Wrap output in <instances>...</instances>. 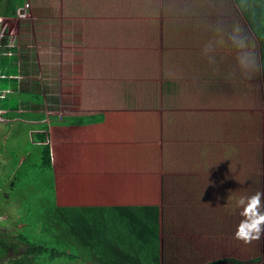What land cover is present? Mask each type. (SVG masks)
Wrapping results in <instances>:
<instances>
[{"label":"rangeland","instance_id":"374dc122","mask_svg":"<svg viewBox=\"0 0 264 264\" xmlns=\"http://www.w3.org/2000/svg\"><path fill=\"white\" fill-rule=\"evenodd\" d=\"M12 1L0 0V17L4 16L10 21L3 39L4 49L0 50V91L5 95L4 109L0 111V127L11 121L7 113L10 106L17 111L39 107L29 106L30 108L24 109L25 103L22 102V107L19 99L14 98L16 101L8 102V95L13 89L11 79L14 76L20 74L24 75L23 77L28 76L26 68L23 66L19 68L16 65L20 62V47L24 45L20 36L25 34L22 31L25 27L23 24L31 25L33 13L44 14L40 10L43 0H17L20 7L14 16H9ZM44 1L54 6L52 14L59 16V21L60 18L62 22L67 19L70 21L84 19L87 26L84 41L85 58L89 56L90 51H94L104 61L103 69H98L96 76L89 68L84 70V65L87 67L85 61L82 68L84 74L87 73V78L88 76L102 78L103 73L111 72L107 71L106 66L111 67L110 64L113 62L112 67L117 72H121L118 67H125V77L129 74V64L133 66L135 64L136 68L139 67V74L135 76L153 80L151 71L149 73L146 71L145 74L140 68L145 65L144 62L151 60L158 45L162 43L166 45V42L173 45L177 42L191 51L193 71L186 72L191 73L193 80H205L203 83L210 91L219 89V85L213 87L216 80L220 79L218 82H223L224 86L220 85L215 96L221 101L216 104L224 106V114L221 116L222 127L233 124L238 119L241 120L240 128L245 120L257 121L255 126H258L253 129V134L243 127L239 139L242 143L243 137L246 136V142L252 143V136L255 135V139L261 140L264 144V129L259 127L264 122L263 62L259 56L256 57L260 65L259 71L239 66L236 60V46L229 37L235 35L242 38L247 47H256L257 51H261V43L258 35L249 27L248 21L249 26L246 23L247 19L237 0ZM209 19L211 21H207ZM175 25L183 27V34H180L182 37L178 38V41L170 33ZM200 26L203 27L202 32L198 31ZM30 29L32 35L30 38L34 43L33 29L32 27ZM215 29L221 32L215 33ZM177 50L178 52L173 54L177 55V65L180 67L182 65L179 53L184 54L179 48ZM166 59L163 69L169 66ZM6 67H9V72L4 81L1 76ZM182 71H185L184 67ZM96 83L99 85V82ZM127 84L125 83V86ZM199 87L195 86L196 89L193 90L194 96L199 99L197 106L189 103L181 110V106L178 105L179 111L177 106L171 107L169 102L163 106L158 102L152 103L151 98L142 91V87L138 83H133V87L129 86L125 90L127 114L125 130L116 128L114 132H87L85 133L87 136L76 145L73 132L63 133V137H67L65 140L58 135H54L52 139L51 135V146L52 144L55 146V153L51 150V167L43 166L40 147L27 143L24 134L26 124L18 126L13 123L7 126L12 132L11 142L17 144V149L20 150L17 153L16 146L12 144L5 146V155L0 157V161L3 162L0 166V184H3V177L12 175L17 158L25 157L27 161L21 169L18 180L20 182L11 191L14 196V207L10 219L17 223L10 227L9 234L13 241H16L17 236L20 241L24 240L26 250L23 254L25 258L31 259L30 264H46L43 257L40 260H32L35 251L31 252V246L45 242L54 243L52 246L58 247L59 250L68 248L64 241L57 242V236L48 231L44 232L42 227L43 219L49 220L48 214L60 208L57 204L53 206L52 203L57 188L58 203L61 205L84 206L94 210L87 221L84 222L82 219L80 229L76 230L77 242L91 239L94 242L93 250L85 254L76 252L82 255L77 260L69 259L67 255L63 256L64 262L207 264L210 261L211 264H264V236L260 241H253L251 244H245L235 238L236 226L241 219L239 213L242 210L238 206V200L241 197L247 198L256 191H264V156L259 161L261 166L256 168L259 169L258 174L247 173L246 170V177H242L241 171L246 161L242 149L238 155L239 160H235V164H240L238 176L233 179L234 176L229 173L222 174L221 189L219 183L210 184L217 183L216 180L219 179L209 178L211 173L208 169L211 165L208 164L207 158L203 157L202 152L196 151L198 146L194 147L193 139V145L187 144L188 147L192 145L193 151L190 152V148V151L182 152V142L190 141L184 138L185 132L189 137L204 136L206 132H210V136L219 133L224 135L222 127L219 128L212 122L210 130L204 131L202 113L207 112V108L208 110L214 108L213 103L216 101L215 98H210L212 95L209 92L207 95L202 94V91L206 90L198 89ZM223 88L228 91L226 94ZM239 89L242 95L237 91ZM136 90L138 97L135 94ZM230 93L233 94L232 100H229ZM209 99L214 101L211 100L207 106L206 100ZM153 101L156 100L153 98ZM123 107L122 104L118 108ZM175 109L180 112L178 116L191 123L183 129L180 127L182 132H177L173 129L175 127H171L172 130L169 125L165 130L160 124L168 113ZM182 112H185V115H182ZM143 113H149L146 120L147 118L150 120L154 114L155 126L147 127L143 120L140 122H143L144 126H130L128 115L142 116ZM49 115L53 121L50 119L45 123L48 127L56 124L57 117L64 116L63 113L56 112ZM155 127L159 130H155ZM46 132L50 137L49 129ZM222 134L220 136H223ZM224 137L229 140L225 135ZM176 142L181 143V150H177V144L174 145ZM2 144L0 143L1 147ZM66 145L71 147L63 148ZM249 146L252 147L253 144ZM13 149L15 151L12 152ZM262 155L263 151L260 150L258 160ZM239 161H243L242 165ZM215 169L216 167L212 168ZM25 172L26 176L23 175ZM237 182L239 185L232 190L233 183ZM55 201L57 203V199ZM0 209L2 212L6 210L3 207ZM95 221L96 227L91 228L90 224ZM33 238L40 240L38 243L30 241ZM88 256L91 260H86Z\"/></svg>","mask_w":264,"mask_h":264},{"label":"crops","instance_id":"0c3cea01","mask_svg":"<svg viewBox=\"0 0 264 264\" xmlns=\"http://www.w3.org/2000/svg\"><path fill=\"white\" fill-rule=\"evenodd\" d=\"M24 5L26 4L24 3ZM53 8V5H51L48 1L43 0L40 10L44 14L37 15L38 13H33L31 25L29 23L26 28L27 32L20 36V39H23L24 41V45H20V62L16 65H18L19 68H22V66L26 68L28 70V76L23 77L24 75L21 76L20 74L19 76L16 75L11 79L13 89H11V92L8 95V102L11 103L12 100L16 101L19 99L22 107V102L28 104L27 106L24 104V109L30 108L29 106L39 107L38 109L31 108L28 110L25 109L17 111L10 106L9 112L7 113L11 121L3 124V127H0V143H3L2 147L0 145V157L5 155V146L12 144V146H16L15 149L18 147L17 144H13L11 142L12 132L7 128L8 125L13 123H16L18 126H20V124H26V130H24L26 131V133H24L25 139L29 145H35L34 147L44 145L38 135L41 133H47L46 131L49 129L50 137L47 135V144L51 147L53 153H55V146L54 144L51 146V135L52 139L54 135H58L62 138L64 136L62 135L63 133L70 134V132H73L72 134H74L73 137L75 140L74 145H76L79 143V140H82L84 136H87L85 134L87 132H114L116 128L125 130V116H127V114H125V90L129 86L133 87V83H138V85L142 87V91L147 97L151 98L152 103L158 102V104L163 106L165 103L169 102L171 107L177 106L179 111L180 107L178 105L181 106V110L188 106L189 103L197 106L199 99H197V96H194L193 94V90L195 91L196 89H194L195 86H200L198 89L206 90V92L202 91V94L204 95H207L209 92L212 95L210 98L214 99L220 89V85L223 83L218 82L220 79L215 81L213 87H217V85H219V89L214 90V94V91H210L206 84L203 83L205 80H193L191 73L186 72L193 71L191 63L192 54L190 55L191 51L184 45H178L177 42L173 45L169 42H166V45L163 43L160 46L158 45L156 52L153 54V57H151V60L144 62L145 65L140 68L142 73L145 72V74L151 71L154 76L153 80L147 77H144V79L142 76H135L139 74V67L136 68L135 64L134 66L133 64H129V74L125 77V67H118V70L121 72H117V70L112 67L113 62L110 64L111 67L108 68V66H106L107 71L111 72H108V74L103 73L104 76L102 78L95 79L96 77L89 76L87 78V73L84 74V70L89 68L91 73L96 76V74H98V69H103L102 62L104 61L101 59V56L98 57L94 51H90L89 56L85 58L84 41L86 38V23L82 18L74 21L67 19L63 22L61 20L62 18H60L59 21V16L52 14ZM207 21H211V19ZM30 27L33 29L34 43L30 38L32 36ZM198 31L202 32L203 27L198 29ZM219 32L221 31L215 29V33ZM170 33L172 34V37L178 41V38L182 37L180 34H183V27L181 25H175ZM166 39L167 37H165L164 40L166 41ZM31 42L32 44H30ZM35 43L36 47H34ZM177 48H179V51L184 54L180 55L179 53L182 65L180 67L177 65V55L173 54L178 52ZM247 49H250L249 52L254 53L255 57H260L259 50L257 51L256 47H247ZM106 50H108V48ZM165 59L166 63H169V66L168 68L163 69ZM85 61L87 67L84 65ZM83 65L84 70L82 68ZM182 67H184L185 71H182ZM146 71L148 72L146 73ZM182 75H187V77H183ZM96 82H99V85H97ZM125 83H128L127 86H125ZM222 86L224 85L222 84ZM237 91L240 92L241 90L239 89ZM223 92L226 94L228 91L223 88ZM136 93H138L137 90L135 94ZM240 94L242 95V92H240ZM218 95L222 96L224 94ZM136 96L138 97L139 95L136 94ZM228 96L229 100L233 99L232 93ZM14 98H16V100ZM153 98L156 101H153ZM213 99L206 100L207 106L210 105L209 103L211 100L212 102L215 100L216 102L213 103L215 107L210 110L207 108V112L203 111L202 113L203 117L201 122L205 124L204 131L210 130L211 122L215 123L219 126V128L223 125L221 116L224 114V106L216 104L221 103V101H218L220 99ZM173 102H175L176 105ZM122 104L124 107L122 109L118 108ZM52 112L63 113L64 116L62 115L63 117H57L58 119L55 120L56 124L48 127L45 123L51 119L49 114ZM69 113L74 115H67ZM179 113L180 112H177L176 109L170 111L168 113L169 115H167L164 121L160 123L163 126L162 128L166 130L169 125L170 128L175 127L173 129L179 132L181 131L180 127L183 129L190 126L191 123L189 122V124L188 121L186 122L184 117L178 116ZM181 114L185 115V112H182ZM147 115H149V113H143L142 116L129 114L128 120L131 121L130 126H144L143 122L147 125V127L149 125L153 126L155 124L154 114H152L153 116L150 120L148 118L147 120L145 119ZM140 120H143V122H140ZM190 120L191 119H189V121ZM240 122L241 120L238 119L234 121L233 124L224 125L222 127L224 135L228 137L229 140H226L222 133L210 136V132H206L207 134L200 137H189L187 132L183 133L184 136H186L184 138L190 139V141L187 143L186 141L182 142V152L186 150L190 151V148V152L193 151V139L194 147L198 146L196 151H199V153L202 152L201 154L203 157L207 158V162H209L208 164L217 165L218 168L215 175L217 178L220 179L222 174L229 173L232 177L234 176L233 179H235L240 170V164H235V160H239L238 155H240L243 151L242 149H244L243 155L246 156V161H244L245 165L241 171V176L246 177V170L247 173L258 174L259 169H257V171L256 168L257 166H261L259 161L263 159L264 156V144L261 140L255 139V135L252 136V143L249 141L246 142V136H244L245 138L243 137L244 142L242 143L239 139V136L241 137L244 128L250 131L252 135L253 129L258 126H255L257 121L253 122L251 120L250 122V120H245L242 122L241 128L239 127ZM184 124L185 126H183ZM156 127L154 128L155 130H157ZM259 127L264 129V122ZM220 134L223 136H220ZM63 138L65 140L67 137ZM188 143L192 144L191 147H188ZM176 144L177 150H181V143H174L175 146ZM249 144H253V146L250 147ZM64 147L69 148L71 146L66 145L63 146V148ZM15 149H13L12 152L15 151ZM18 150H20V148L17 149V153ZM260 150L263 151V155L262 158L258 160L257 155ZM26 161L25 157L21 159L17 158L12 175L7 176L6 178L3 177V184H0V207L6 209L4 212L0 209V227L8 232L10 227L17 223L15 220L10 219L13 213L12 207H14V196L11 191H13L20 182L18 181L20 179L19 175ZM242 162L243 161H239L241 165ZM2 163L3 162L0 161V166ZM230 167L234 168L231 169ZM23 175L26 176V172ZM251 182L252 180L249 181V183ZM235 185L236 183H233L232 186L234 188L232 190L237 187ZM55 199H57V203ZM52 203L53 206L57 204L59 207H73L72 205H61L58 203V188L57 191H55ZM16 238L18 242L11 241L8 248L9 251L7 252V258L0 260V264H15V260L18 261V264H21L20 259L22 260L25 258V254H23L26 250L24 240L20 241L18 236ZM39 240L40 239L33 238L30 241L38 243ZM33 259L34 258L32 257V260ZM29 260L31 259L27 258V263L24 264H30Z\"/></svg>","mask_w":264,"mask_h":264},{"label":"trees","instance_id":"16d2710c","mask_svg":"<svg viewBox=\"0 0 264 264\" xmlns=\"http://www.w3.org/2000/svg\"><path fill=\"white\" fill-rule=\"evenodd\" d=\"M237 3L239 5V8L241 9L242 13L246 17V21L250 24V27L255 31V33L258 35L261 43V51L260 58L263 62L264 67V0H237ZM20 6H18L17 0L12 1V6L10 10L8 11L9 16H14L13 14L18 10ZM216 15H220L219 13H216ZM25 27L22 28L23 33H26V28L28 23L23 24ZM264 70V68H263ZM50 107V106H49ZM39 138L41 139V142L44 143V145H40L41 149V158L43 166L51 167L52 166V160H51V147L47 144V135L46 133L39 134ZM35 146V145H34ZM213 167H216L215 170H212ZM217 165L211 164V167L208 169L211 174H209V178L212 180L219 179L217 178L216 172H217ZM217 183H210V184H218L220 185L222 189V184L219 181L216 180ZM238 182L235 186H238ZM89 212L87 215H83L84 213ZM94 213L93 209H89L84 206L80 207H60L56 211H53V213H49L48 217L49 220L43 219V231L44 232H51V234L57 236V242L64 241V244L68 248L65 250H59L58 247H54L53 244H47L43 242L42 244H38L36 246H31V252L35 251L34 259L40 260L42 257L43 260L47 264H70L68 261H62L63 256H68L69 259H76L79 257H82L80 254H85L86 252H89V250H93L94 248V242L91 239H85V241L77 242L76 240V230L78 231L80 229V225H82V219L87 221L86 219L88 216H92ZM48 219V218H46ZM98 218H96V221ZM96 221L94 223L90 224L91 228L96 227ZM8 231L3 230L0 227V260H3L7 258V252L9 251V246L11 241H13L10 237ZM15 239V237H13ZM18 242L17 238L16 241ZM56 242V243H57ZM61 247V245H60ZM80 252V254L76 253ZM62 254V255H61ZM47 255V257H46ZM28 257V256H27ZM91 257L88 256L86 260H91ZM69 260V261H72ZM21 264L27 263V258L20 259ZM85 261V260H84ZM15 264H18V261L15 260Z\"/></svg>","mask_w":264,"mask_h":264},{"label":"clouds","instance_id":"9594fccd","mask_svg":"<svg viewBox=\"0 0 264 264\" xmlns=\"http://www.w3.org/2000/svg\"><path fill=\"white\" fill-rule=\"evenodd\" d=\"M229 39L237 49V64L244 69L259 71L260 65L255 54L248 51L246 42L235 35L230 36ZM238 206L242 210L239 213L241 219L236 226L235 238L245 244L260 241L264 236V191H256L247 198L241 197Z\"/></svg>","mask_w":264,"mask_h":264},{"label":"built area","instance_id":"2783aa9c","mask_svg":"<svg viewBox=\"0 0 264 264\" xmlns=\"http://www.w3.org/2000/svg\"><path fill=\"white\" fill-rule=\"evenodd\" d=\"M26 7H28V5ZM21 14L23 15L24 13H21ZM9 25H10V21L6 17H4V16L0 17V50L4 49V47H3V45H4L3 39H4L5 35H6V32L8 30ZM8 72H9V67H6L5 71L3 72L2 76H1L4 81L6 80V78L8 76L7 75ZM0 97L2 98V100L0 98V108L2 109L0 111H3V109H4L3 99L5 98V95L4 94L2 95V91H0Z\"/></svg>","mask_w":264,"mask_h":264},{"label":"water","instance_id":"95a60500","mask_svg":"<svg viewBox=\"0 0 264 264\" xmlns=\"http://www.w3.org/2000/svg\"><path fill=\"white\" fill-rule=\"evenodd\" d=\"M24 11L22 10V13H23ZM11 28V27H10Z\"/></svg>","mask_w":264,"mask_h":264}]
</instances>
